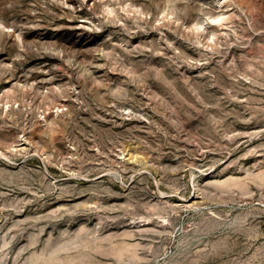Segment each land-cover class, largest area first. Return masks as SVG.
Segmentation results:
<instances>
[{"label": "rangeland", "instance_id": "374dc122", "mask_svg": "<svg viewBox=\"0 0 264 264\" xmlns=\"http://www.w3.org/2000/svg\"><path fill=\"white\" fill-rule=\"evenodd\" d=\"M0 264H264V0H0Z\"/></svg>", "mask_w": 264, "mask_h": 264}]
</instances>
